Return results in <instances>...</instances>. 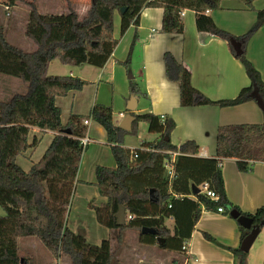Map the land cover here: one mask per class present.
I'll return each instance as SVG.
<instances>
[{"label": "trees", "instance_id": "16d2710c", "mask_svg": "<svg viewBox=\"0 0 264 264\" xmlns=\"http://www.w3.org/2000/svg\"><path fill=\"white\" fill-rule=\"evenodd\" d=\"M29 8L24 25V35L34 46L32 52L12 44L0 28V75L22 81L23 93L0 99V264H21L19 240L35 238L54 257L65 256L69 264H112L113 251L110 240L99 245L89 243L83 228L72 232L66 225L67 214L74 193L77 172L85 149L79 140L85 137L81 118L70 115L65 125L60 122L57 97L70 91H80L89 83L77 77L47 75L53 60L62 65L87 64L102 68L111 57L118 40L113 37V18L120 17V34L134 27L126 59L119 62L128 73L129 96L148 100L143 82L134 81L129 73L133 46L137 41L139 14L143 8L162 9L160 33L181 34L182 10L195 13L197 31L215 35L230 45L233 39L241 44V54L234 57L241 63L249 79L233 99L212 101L193 88L187 70L169 53L162 57L165 75L179 84V105L233 107L247 101L255 102L250 94L256 90L264 103V79L245 56V45L253 34L264 26V8L256 12V20L242 36L234 37L215 26L206 12L217 10L223 0H89V7L79 15L68 7L60 14H40L33 3L16 0ZM247 9L254 10L255 0H237ZM120 9H125L121 14ZM129 132L123 131L113 120L110 105H94L88 118L97 123L106 134V142L115 161V168L96 166L93 184L105 202L98 206L88 203L96 222L119 233L133 230L140 233L142 226L151 223L156 237L166 240L173 237L187 241L199 219L201 206L214 211L221 206L226 215L236 210L248 217L252 226L264 227V204L253 214L243 213L226 198L219 162L233 159L238 171L246 173L253 163H264V122L261 124L222 125L216 133V156L213 159L196 157L198 147L193 141L174 146L169 136L175 123L169 117L144 113L135 115ZM138 123H145L149 133L159 134L155 144L124 147L125 136L136 135ZM32 128L54 133L38 162L29 171H23L16 158L37 147L39 140L29 133ZM167 139V140H166ZM176 152L173 176L169 177L163 163L168 153ZM131 153H135V158ZM208 182L218 195L210 201L200 192L190 199L191 185ZM178 196V198H176ZM125 211V224L116 226L118 206ZM127 217H130L128 219ZM174 221L173 230L164 225V219ZM234 220V219H233ZM236 221V220H234ZM240 242L249 230L238 225ZM204 239L216 245L210 235ZM158 248L164 249V245ZM233 256L232 264H247L248 253L239 247L225 248Z\"/></svg>", "mask_w": 264, "mask_h": 264}, {"label": "crops", "instance_id": "0c3cea01", "mask_svg": "<svg viewBox=\"0 0 264 264\" xmlns=\"http://www.w3.org/2000/svg\"><path fill=\"white\" fill-rule=\"evenodd\" d=\"M26 2L33 3L37 11L39 2L42 9L45 7L46 10L54 11L52 6L55 0H26ZM77 4L79 2L75 3V0L65 1V9L60 10V13L66 12L70 7L82 15L88 8V1H86L87 8L85 7V10H83L84 4H79L80 6ZM18 5L9 0H0V9L3 13L5 12V18H10L7 21L14 24L16 19H19V21L23 20L21 23L25 25L29 8L24 4V7ZM79 7L82 9L80 10ZM253 8L254 10H249L237 0H223L219 9L208 11L206 15L211 18L216 27L238 37L245 34L253 25L256 20V12L264 8V0H255ZM115 14L113 37L118 40V43L102 68L87 64L67 66V69L58 68L54 65L57 60L50 62L47 68V75L77 77L89 83L80 91H70L66 96L55 99V105L60 109L62 125L67 123L70 115L79 116L81 122L88 120V125L85 126V137L90 142L85 146L81 156L74 192L82 183L83 185L80 186L84 188L93 186V190L97 193L93 185L95 183V167L115 168V161L106 142L105 131L91 118H88L91 108L94 105H110L116 125L128 113L126 103L129 99V78L128 73L119 62L126 59L134 27L130 26L121 35L120 17L118 15L119 18L115 19ZM180 18L183 24L181 34H163L159 32L162 9L143 8L140 11L137 41L131 53L129 73L134 81L143 82L148 100L135 97L137 107L134 114L151 113L171 118L175 123V128L169 136L172 145L178 147L186 141H193L198 147L197 158L213 159L216 156V133L219 126L261 124L264 122V116L253 101L222 108L210 105L180 107L179 84L169 80L165 75L162 57L166 52L187 70L193 88L212 101L233 99L242 88L248 87L250 84L241 63L234 57L233 50L227 41L210 33L197 31L195 13L191 10H184ZM2 22L3 20L0 19L1 29L6 27ZM245 56L264 79V26L259 28L248 40L245 45ZM24 91L25 86H21L18 81L0 75V97L9 98L13 94ZM142 125V123H138L137 129ZM144 126L147 130V125ZM37 134H40L39 137ZM53 135L52 132L32 128L29 133V142L32 136H36L39 143L36 148L29 149L18 156L16 164L23 171H29L32 164L41 158ZM44 137L46 142L41 148L40 145ZM136 138L140 140L138 146L155 144L159 139V134L155 135L154 139L143 140L142 134L139 132ZM128 145L130 144L124 140V147L136 148V146ZM172 153L176 158L177 153ZM219 166L225 195L232 205L243 213L253 214L264 204L263 162L253 163L251 169L246 173L238 171L233 159H224L219 162ZM88 169H91L89 176L86 174ZM190 199H194V196L190 195ZM89 202L91 201H88L87 205ZM98 202L100 205L105 202V199L100 198ZM91 203L93 204V200ZM70 211L69 207L68 216ZM144 225L152 226L151 223ZM164 225L171 232L174 221L171 218L164 219ZM79 227L84 229L86 240L93 245H99L102 240L107 239L90 242L86 233L85 221H83V226H77L75 231L70 227L68 229L76 232ZM203 233L210 235L218 245L205 240ZM135 238L139 240L140 244L136 246L134 255L140 258L138 260L140 264H153L152 261L154 264H163V261L172 254L180 255L182 264H232L233 256L225 248H237L240 245V231L237 222L224 212L206 211L203 206H201L199 219L187 241L183 242L169 237L165 240V249L158 248L160 249L158 252L154 244L155 236L142 235L141 233L137 236L135 233ZM90 239L95 241L92 237ZM182 246H185V250H182ZM147 253L150 254V257H146ZM122 254H124V249ZM141 255H144V258L141 259ZM176 262L175 258L173 264ZM247 264H264V227L259 231L248 251Z\"/></svg>", "mask_w": 264, "mask_h": 264}, {"label": "rangeland", "instance_id": "374dc122", "mask_svg": "<svg viewBox=\"0 0 264 264\" xmlns=\"http://www.w3.org/2000/svg\"><path fill=\"white\" fill-rule=\"evenodd\" d=\"M11 2H16L19 4L18 6L24 7L22 3H19L15 0H9ZM65 1L67 2L68 0H55V3L53 4L52 7H54V11L52 9H45V7L40 6V2L37 4L38 5V12L40 14H59L61 11L65 9ZM86 1H88V7H89V0H75V3L79 2V4H84L83 5V10H85V7L87 8ZM13 4V3H12ZM77 4L78 6H80ZM86 4V6H85ZM11 7V6H10ZM79 9L81 10L82 7ZM56 10H59V12H56ZM82 10V11H83ZM10 11V10H8ZM4 17V18H3ZM118 14H115V19H118ZM0 19L3 20L2 24L6 25V27H3L2 30L7 34V39L9 42L12 44L22 48L23 50L27 52H32L35 48L31 41H29L25 35H24V24L21 23L22 21H19V19H16L14 24L13 22H8L10 18H5V12L3 13L2 9H0ZM58 68H64L67 69L68 65H62L59 61L55 62V64ZM69 67V66H68ZM10 79H14L18 81V83L21 86H25V84L17 80L15 78H11L8 76H5ZM1 100H6L8 99L7 97H0ZM142 127L138 128L137 132L142 134L143 140H151L155 138V133H149L145 126V123H142ZM136 135H126L125 140L128 144V146H136L138 147L140 140L136 138ZM37 134V137H39ZM36 137V136H32ZM32 139V138H31ZM30 139V140H31ZM46 139L44 137L42 143H41V148L45 145ZM91 173V169H88L86 174L89 176ZM82 183L79 184L77 189L75 190L73 197H72V204L70 206L71 211L69 216L67 215V225L70 227L71 230L75 231L77 226H83V221L86 223V233L89 237L90 242H99L103 238H107L110 240V246H111V251H113V262L112 264H140L138 263V260L140 258L137 257V255H134V250L137 245L140 244L139 240L135 238V233L137 236H139L138 232H135L133 230H125L124 232H118L116 230H109L106 229L102 226H100L94 216V212L88 208L87 202L93 200V205H98V201L100 198L98 193H95L93 190V186H88L84 188ZM4 212L0 208V216L3 215ZM74 222H77L74 224ZM79 223V224H78ZM147 227H151L149 225H145ZM135 232V233H134ZM94 238L95 241H93L90 238ZM19 256L24 259V262L21 264H69V259L65 256H61L59 258H54L48 250L35 238H26V239H21L19 240ZM155 244V243H154ZM166 247V243L164 240V249ZM156 250L159 252L160 249L155 244ZM124 249V254H122ZM163 249V250H164ZM137 252V251H136ZM161 253V252H160ZM139 254V253H137ZM145 255V254H144ZM141 255V259L144 258ZM150 254L147 253L146 257H150ZM120 258V259H119ZM176 258L177 262L176 264H182L183 261L181 260L180 255H170L168 258H166L163 261V264H173V260ZM148 260V259H146ZM150 261V260H149ZM154 264V262L152 261ZM156 264V263H155Z\"/></svg>", "mask_w": 264, "mask_h": 264}, {"label": "water", "instance_id": "95a60500", "mask_svg": "<svg viewBox=\"0 0 264 264\" xmlns=\"http://www.w3.org/2000/svg\"><path fill=\"white\" fill-rule=\"evenodd\" d=\"M124 10L125 9H120V13L122 14ZM229 43L235 56L241 54L242 52L241 44L239 42L231 39ZM250 97L255 101L257 107L260 109V111L263 113L264 116V103L260 99L257 91L253 90L250 94ZM136 107H137V100L134 97V95L131 94L126 103V110L128 111V113L122 117L121 121L118 124V127L123 131L129 132L131 130V124L134 121V116H132L131 113H134ZM197 193H199V189L196 186L191 185L192 196H195ZM229 216L232 219L236 220L237 224L240 225L242 228L249 230V233L243 238V240L240 242L239 245V249L242 252L248 253L249 249L251 248L252 244L254 243L259 233V228L253 227L251 219L243 215H240L236 210L230 211ZM115 217H116V226H123L125 224V211L121 207V205L118 206V210L115 214ZM140 233L142 235H153L155 237L157 234L154 228L147 226H142L140 229ZM156 242L161 246L164 245V239L160 237H156Z\"/></svg>", "mask_w": 264, "mask_h": 264}, {"label": "built area", "instance_id": "2783aa9c", "mask_svg": "<svg viewBox=\"0 0 264 264\" xmlns=\"http://www.w3.org/2000/svg\"><path fill=\"white\" fill-rule=\"evenodd\" d=\"M7 9V8H6ZM183 11L182 10L180 12V17L183 15ZM207 13V12H206ZM161 120L163 119V116H160ZM82 124L84 126L88 125V120H84L82 121ZM80 144L85 147L86 145L89 144V140L86 137H83L79 140ZM132 157L135 158V153H131ZM169 158L167 160L164 161L163 163V168L166 172V174L169 177L173 176V162H174V158H175V154L173 153H168ZM199 192L201 194H203L206 198H208L210 201L216 202L218 200V195L210 188L209 183L208 182H203L200 186H199ZM216 212L217 213H223V208L221 206L216 208ZM128 219H130V217H127ZM182 250H185V246H182Z\"/></svg>", "mask_w": 264, "mask_h": 264}]
</instances>
